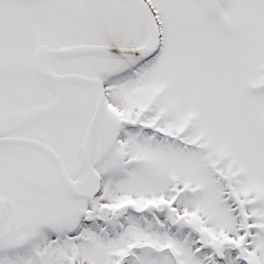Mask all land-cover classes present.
Listing matches in <instances>:
<instances>
[{"label":"snow or ice","instance_id":"obj_1","mask_svg":"<svg viewBox=\"0 0 264 264\" xmlns=\"http://www.w3.org/2000/svg\"><path fill=\"white\" fill-rule=\"evenodd\" d=\"M0 264H264V0H0Z\"/></svg>","mask_w":264,"mask_h":264}]
</instances>
